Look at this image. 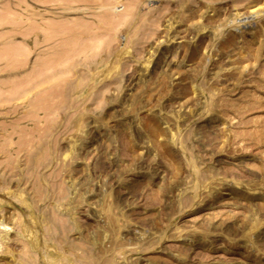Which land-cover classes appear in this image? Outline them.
<instances>
[{
  "label": "rangeland",
  "instance_id": "rangeland-1",
  "mask_svg": "<svg viewBox=\"0 0 264 264\" xmlns=\"http://www.w3.org/2000/svg\"><path fill=\"white\" fill-rule=\"evenodd\" d=\"M0 222V264H264V0H0Z\"/></svg>",
  "mask_w": 264,
  "mask_h": 264
},
{
  "label": "bare ground",
  "instance_id": "bare-ground-1",
  "mask_svg": "<svg viewBox=\"0 0 264 264\" xmlns=\"http://www.w3.org/2000/svg\"><path fill=\"white\" fill-rule=\"evenodd\" d=\"M4 230L8 231L9 227L7 225H5V223L0 222V231L2 232Z\"/></svg>",
  "mask_w": 264,
  "mask_h": 264
}]
</instances>
